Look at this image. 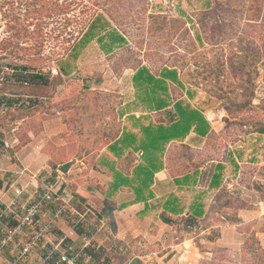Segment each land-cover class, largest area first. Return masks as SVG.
<instances>
[{"label": "rangeland", "instance_id": "374dc122", "mask_svg": "<svg viewBox=\"0 0 264 264\" xmlns=\"http://www.w3.org/2000/svg\"><path fill=\"white\" fill-rule=\"evenodd\" d=\"M19 1L0 0V94H36L41 97L42 116L59 113L56 118L67 129L57 133L64 142L57 147L58 162L95 151L89 159L94 163L123 126L132 128L130 115H140V109L132 105L131 76L137 67L146 65L156 74L163 66L175 67L184 87L169 84L171 97L200 108L212 131L202 139L172 143L164 155L170 184L197 167L204 172L195 187L190 184L183 190L173 183L166 190L185 205L205 191L201 198L206 205L204 216L194 225H184L191 239L188 247L164 264H264V254L257 251L258 246L264 248V212L244 217L240 210L264 199V167L255 166L254 161L238 171L231 164L234 156L260 161L264 154V135L258 133L264 127V4L258 15L256 10L247 11L251 0H117L108 13L127 43L105 54L92 41L73 58L69 54L72 35L81 29L91 0H52L57 2L58 14L40 27V34L25 15L26 0ZM23 65L42 74L38 87L11 76V66ZM67 65L69 75L59 73L58 68ZM187 89L194 92L193 97L187 96ZM148 116L144 123L168 122L165 111ZM75 162L65 173L43 177L45 184L59 176L61 197L70 199L50 235L52 242H60L65 249L81 247L59 240V235L72 228L84 229L75 219L74 208L79 200L77 184L87 175ZM118 163L131 167L127 161ZM216 163H223L226 180L219 189L210 190L207 173ZM106 180L97 178L104 186ZM51 210L43 209L44 220ZM191 247L192 252H187Z\"/></svg>", "mask_w": 264, "mask_h": 264}, {"label": "crops", "instance_id": "0c3cea01", "mask_svg": "<svg viewBox=\"0 0 264 264\" xmlns=\"http://www.w3.org/2000/svg\"><path fill=\"white\" fill-rule=\"evenodd\" d=\"M41 108L39 95L11 91H3L0 94V212L12 198L15 188L20 186L28 190L41 188L44 185L43 177H56L59 167L67 162H58L57 158V147L63 142L62 138L57 137V133L59 129L66 130L67 127L61 121L58 122L56 117L59 113L45 118L42 116ZM192 137L202 139L194 133H190L186 139ZM104 151L105 153L100 152L97 155L98 159L94 163H90L89 159L95 151L83 153L80 159L69 160L73 163L76 161L74 166L87 175L86 179L77 184L75 190L79 197L77 209L74 208L79 218L75 219L81 221L84 229H69L65 235H59V240L64 239L71 246L80 245L86 254L84 264L169 263L181 253L183 247H188L191 239L187 237L183 224H166L159 217L162 213L161 203L172 191L166 189L174 186L173 181L170 184L169 180H166L168 179L166 161L165 167L155 175L152 185L154 197L148 200L147 207L144 202L135 201L133 191L127 187H122L111 197H105L101 188L106 190L107 184L104 186L101 181L97 182V178L105 176L108 182L110 175L101 164L100 158L103 154L113 157L106 149ZM240 159L235 156L231 159L233 160L231 164L236 163L235 170H242L254 161L258 162L255 166L264 167V154L260 161L255 158ZM169 179L172 180L171 177ZM182 188L184 190L188 186L183 185ZM189 204H184L181 216L187 215ZM240 210L243 211L244 217L261 216L264 212V202L258 200L255 207L247 206ZM205 214L206 205L203 216ZM12 223L10 218H0V235ZM174 239L178 242H174ZM151 242L153 244H150ZM15 252L16 248L8 250L5 259H9ZM40 252L38 251L36 256ZM187 252H192V247ZM118 257L121 259L117 260Z\"/></svg>", "mask_w": 264, "mask_h": 264}, {"label": "trees", "instance_id": "16d2710c", "mask_svg": "<svg viewBox=\"0 0 264 264\" xmlns=\"http://www.w3.org/2000/svg\"><path fill=\"white\" fill-rule=\"evenodd\" d=\"M21 1L18 4L22 3ZM116 3L117 0H91L90 7L86 9L87 15L84 16L81 29L77 35H72L73 39L69 47L71 57L77 58L84 47L92 41L99 44L105 54L112 53L116 48L127 43L126 37L113 25L109 16L110 13H108L109 8L112 5L115 6ZM24 4L26 6L25 15L32 19L31 23L34 24L39 34L42 31L40 27L46 24L47 20L52 18L54 14H58L54 9L57 5L56 1L26 0ZM261 4H264V0H251L247 11L256 10L260 15L262 13ZM73 19L76 21V15L73 16ZM245 19L248 20V18ZM258 21H261L260 17ZM11 68L13 71L11 76L15 81L25 82L26 85L33 87H38L40 82H43L42 74L33 72L29 66H11ZM58 71L61 74L69 75L70 66L59 67ZM131 84L135 98L132 105L136 109H140V115L136 117L131 114L129 118L133 120L132 128L123 126L120 133L107 144L106 150L113 158L108 154H103L100 158L101 164L108 170L110 175L107 189L101 191L108 198L122 187H127L133 191L135 201L144 202L145 206L148 207V200L154 197L152 185L155 181V175L165 167L164 155L167 152L168 145L182 143L190 133L205 138L211 133L212 128L200 108L185 99L174 100L171 97L169 84L184 87L175 67L163 66L156 74L146 65H140L131 76ZM186 94L188 97H193L194 92L187 89ZM159 111L166 112L167 123L143 122V120H150L148 115ZM136 128L137 131L134 130ZM258 133L264 135V127L259 129ZM120 161H127L131 164V167L121 166L118 163ZM233 165L237 168L235 162H233ZM223 169L222 163H216L213 170L207 173L210 175L208 189L220 188L223 182ZM203 175L204 172H199L198 168H195L192 172H186L180 178H173V183L181 189L183 185L196 184ZM204 193L205 191H200L194 196L188 206L187 215L181 216L185 205L178 196L170 192L161 203L160 220L171 225L178 223L194 225L197 218H201L204 214V204L201 198ZM260 200L264 201V199ZM62 204L61 200H56L47 203L45 209L48 207L53 210ZM43 215L44 212L38 218V221H45ZM13 224L14 222L11 225ZM44 246H48V243ZM41 250H43L42 246L39 251ZM258 250H261L264 254V248L258 246ZM98 259L99 257L96 260L98 261Z\"/></svg>", "mask_w": 264, "mask_h": 264}, {"label": "built area", "instance_id": "2783aa9c", "mask_svg": "<svg viewBox=\"0 0 264 264\" xmlns=\"http://www.w3.org/2000/svg\"><path fill=\"white\" fill-rule=\"evenodd\" d=\"M61 190L59 177L35 190L22 186L14 189L12 198L0 212V218L14 222L0 235L2 264H84L86 254L82 248L65 249L60 242L50 240L55 222L67 212L69 205L70 199L61 197ZM56 200L63 204L51 210L45 221H38L46 204ZM41 246L43 250L36 256ZM11 248H16V252L5 259V253Z\"/></svg>", "mask_w": 264, "mask_h": 264}, {"label": "water", "instance_id": "95a60500", "mask_svg": "<svg viewBox=\"0 0 264 264\" xmlns=\"http://www.w3.org/2000/svg\"><path fill=\"white\" fill-rule=\"evenodd\" d=\"M0 28H1V25H0ZM73 164V161H69V162H66L64 164H62L60 167H59V171L62 172V173H65L67 172V170L70 168V166Z\"/></svg>", "mask_w": 264, "mask_h": 264}]
</instances>
